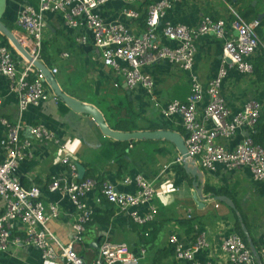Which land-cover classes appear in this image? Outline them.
I'll list each match as a JSON object with an SVG mask.
<instances>
[{
    "label": "crops",
    "instance_id": "obj_1",
    "mask_svg": "<svg viewBox=\"0 0 264 264\" xmlns=\"http://www.w3.org/2000/svg\"><path fill=\"white\" fill-rule=\"evenodd\" d=\"M178 1L169 11L167 20L191 27L198 26L206 16L228 19L233 10L225 0ZM28 3L35 4L37 8L35 0H0V21L13 33L19 31V37L26 34L18 28L17 20ZM125 7L126 5L114 1L101 7L97 13L108 22L120 21L132 33L142 34L146 17L143 7H130L142 13L138 19L122 17ZM6 23H10L14 29L9 28ZM45 25L43 43L51 68L45 65L51 70L57 69L56 80L66 94L98 109L99 105L122 107V116L126 117L125 113L128 112L132 117L131 122L136 123L139 129H148L151 125L158 124L182 133L181 120L164 117L159 108L154 106L155 110L152 106L154 103L142 87L129 88L122 77L104 65L99 50L91 40L87 45L76 41L84 30L68 27L62 14L58 12L47 13ZM164 43L176 45L170 41ZM2 45L11 47L10 42L0 33V46ZM197 49L194 71L201 82L207 84L218 72L223 42L213 35H207L198 40ZM261 54V50L258 51L252 57V62L261 57ZM145 71L155 81L154 95L161 106H166L172 100L185 101L189 96L190 77L179 68L160 63L147 67ZM9 83L0 74V142L7 136V130L1 124L2 118L13 123L21 119L25 126L45 124L58 141L48 144L37 141L25 129L21 133V140L31 141L32 146L28 151L32 156L20 163L18 174L24 185L33 181L41 188L42 199L46 204L58 203L60 216L52 220L49 226L63 243H69L74 238L73 225L77 210L67 197L52 192L50 184L55 177L71 179L70 167L63 163L68 158L77 165L79 179L88 177L97 181L96 187L86 197L94 215L99 214L102 218L106 212L113 213L108 226L90 222L86 228L84 243L75 246L76 251L87 262L95 260L100 245L108 241L115 244L125 243L135 253L145 249L146 253L138 264H188L176 259L172 251L174 246L170 241L171 237L175 235L189 245L203 235L207 239L208 248L197 258L214 264H229L222 244L228 236L238 234L234 211L226 204L214 201L212 194L205 192V206H198L194 200L193 183L174 169L180 164L177 162L180 154L174 145L166 141H140L129 146L125 158L117 159L119 151L114 144L116 141L105 136L91 116L76 113L59 100L49 86L48 100L39 106L30 107L20 118L17 97L10 91ZM221 93L232 113L240 111L248 101L257 100L261 102L264 114V82L258 80L254 71L250 75H244L236 69L231 70L223 83ZM203 108L202 105L200 113ZM243 136L244 132H239L231 139L220 142L232 149ZM5 156L6 152L0 143V161ZM139 174L153 182L157 190L154 199L156 219L145 226L136 224L128 213L121 212L107 198L101 196V182L104 181L117 185L121 191L136 192L137 187L134 184L126 185L124 181L127 178L134 180ZM204 176V185L207 183L231 194L227 197L234 201L241 215L245 216L250 233L261 247L264 239V181L254 180L250 169L246 167L228 171L219 166L215 172H205ZM3 208L4 202L0 199V215ZM147 209L142 207L140 212L144 214ZM191 216L196 217L197 222L188 236L187 227L180 222ZM11 233V242L7 249H0V264H68L63 260H46L40 250L16 244L19 239L26 238L23 224L12 225Z\"/></svg>",
    "mask_w": 264,
    "mask_h": 264
},
{
    "label": "built area",
    "instance_id": "obj_2",
    "mask_svg": "<svg viewBox=\"0 0 264 264\" xmlns=\"http://www.w3.org/2000/svg\"><path fill=\"white\" fill-rule=\"evenodd\" d=\"M35 1L37 8L35 4L28 3L17 20L18 28L26 34L19 40L34 59L41 61L45 15L61 13L68 27L85 31L76 39L79 44L87 45L91 40L99 50L104 65L122 77L129 88L142 87L164 117L181 120L189 156L203 173L215 172L219 166L228 171L246 167L254 180L264 181V147L254 138L259 133L262 104L250 100L240 111L232 113L221 93L231 70L236 69L244 75L253 73L252 57L264 50V42L256 32L259 21L248 23L232 10L231 19L206 16L196 27L171 22L167 20V15L178 0ZM114 1L126 5L121 16L127 19H138L142 15L130 8L132 5L143 7L146 17L142 34L132 33L120 21L108 22L99 16L97 11ZM207 35L221 40L223 50L217 74L203 84L194 66L197 42ZM167 41L176 45H167L164 43ZM17 53L13 47L0 46V74L9 80L10 91L17 97L18 114L22 118L30 107L48 100L49 88L40 71L21 56L20 59ZM160 63L173 65L190 77L191 89L185 101L172 100L166 106H161L156 100L155 81L145 69ZM52 73L57 74V69H52ZM202 105L204 108L200 113ZM1 124L7 130V136L0 142L6 152L5 159L0 161V199L4 202L0 215V249L6 250L10 244L12 225L21 223L27 235L16 244L40 250L46 260H63L68 264H138L146 253L145 249L135 253L125 243L103 242L97 258L92 262H87L76 251L75 246L84 243L87 225L94 217L86 197L96 187L97 181L79 179L77 165L68 158L63 163L69 165L71 179L53 178L50 190L67 197L76 207L74 238L69 243H63L57 237L49 223L60 216L58 203L46 204L41 188L33 181L24 185L18 169L22 161L32 156L28 151L32 146L31 141L21 140V133L25 129L37 141L46 144L58 141L45 124L25 126L21 119L13 123L4 118ZM239 132H244V136L234 148L229 149L221 144L220 141L231 139ZM177 162L182 163L181 155ZM124 184H134L136 192L121 191L117 185L104 181L101 183V196L121 212L128 213L136 224L145 226L154 222L157 214L154 183L139 174L134 180L125 179ZM142 207L148 208L144 214L140 212ZM170 241L177 260L188 264H214L197 258L208 248L205 236H200L189 245L175 235ZM222 250L229 264H256L249 246L237 233L224 240ZM259 253L264 263V239Z\"/></svg>",
    "mask_w": 264,
    "mask_h": 264
},
{
    "label": "water",
    "instance_id": "obj_3",
    "mask_svg": "<svg viewBox=\"0 0 264 264\" xmlns=\"http://www.w3.org/2000/svg\"><path fill=\"white\" fill-rule=\"evenodd\" d=\"M0 33L3 34V36L10 42L11 46L20 54L23 59H26L28 62H31L40 71L43 76V81L50 87L54 95L59 100L67 104L76 113L91 116L105 136H108L114 139L115 141L120 142L133 143L137 141H166L174 145L178 153L182 157V166L185 170V173L193 179L192 183L194 188V200L196 201L199 207L205 206V202L207 200V197L203 193L205 176L203 171L197 166L195 161L190 158L188 148L185 143V138L182 133L169 129H159L154 131L140 130L132 132H123L111 129L108 123L106 122L104 114L100 109H98L92 104L84 103L66 94L57 82L55 75L52 73V70L48 68L43 62L34 59L27 51V49L22 45L15 33L8 29L1 21ZM211 197H213L214 201H219L221 203L226 204L237 214L242 231L249 244V249L252 252L254 258L256 259L257 264H264L262 257L251 236V233L246 224L244 223L243 217L234 201L227 196L211 195Z\"/></svg>",
    "mask_w": 264,
    "mask_h": 264
},
{
    "label": "trees",
    "instance_id": "obj_4",
    "mask_svg": "<svg viewBox=\"0 0 264 264\" xmlns=\"http://www.w3.org/2000/svg\"><path fill=\"white\" fill-rule=\"evenodd\" d=\"M225 1L246 22L248 23L254 22V21L260 22V26L257 28L256 32L259 38L264 42V19L262 20V17H264V0H236V1L235 0H225ZM254 1H257V2L254 3ZM229 16H230V19L233 18L231 13L229 14ZM6 24L10 26L9 28H12L10 23H6ZM43 45L44 46L42 49L41 60L44 62V64L48 65L51 68V62L49 61V56L46 53L45 44L43 43ZM261 52H262L261 57H258V59L255 62H253V64H254V73L258 75V80L260 82H264V50H261ZM99 106H100L99 107L100 110L103 112L105 116L106 122L108 123L110 128L113 130L123 131V132H132V131H140V130H153L154 131V130H159V129L168 130V127L161 126L158 124H153L148 129H139V126L136 123H134L133 121L131 122L132 117L130 116L128 112L125 113L127 115L126 117L122 116V114L124 113L122 107L104 106V105H99ZM259 123H260V131L254 138H255L256 143L264 147V114L263 113H262ZM136 143H140V141H137L134 143L116 141L114 144L118 148V151H119L117 159L125 158V156L127 155V150H129V146L131 144H136ZM174 169L177 172L181 173L191 183L193 182V179L185 173L182 163L176 165ZM204 192L206 194H212L213 196H225V195L231 196L229 192L223 189H216L207 183L204 185ZM234 215L236 218V230L238 234L243 238L245 244L248 246L249 244L242 231L241 224L238 220V216L235 212H234ZM99 216H100L99 214H95L92 221L99 222L100 224L106 225V226L111 224L113 213L106 212L104 217L102 218ZM242 217H243L244 223L246 224V226L248 227L250 231V226L247 223V219L245 218L244 215H242ZM195 222H197V218L193 216L180 222V223H183L187 227L186 235L189 236L191 234L193 230V225ZM252 238L259 251L260 247L258 246V243L256 242L253 236ZM172 251L174 253V247Z\"/></svg>",
    "mask_w": 264,
    "mask_h": 264
},
{
    "label": "rangeland",
    "instance_id": "obj_5",
    "mask_svg": "<svg viewBox=\"0 0 264 264\" xmlns=\"http://www.w3.org/2000/svg\"><path fill=\"white\" fill-rule=\"evenodd\" d=\"M20 29V28H19ZM21 30V29H20ZM22 31V30H21ZM14 33L19 37L20 35H21V33H19V31H14ZM19 56H20V54L19 53H17ZM153 106V108L155 109V107H154V104L152 105ZM156 110V109H155Z\"/></svg>",
    "mask_w": 264,
    "mask_h": 264
}]
</instances>
